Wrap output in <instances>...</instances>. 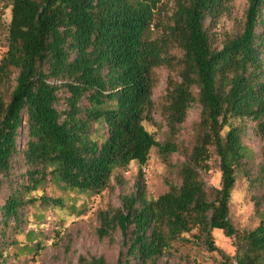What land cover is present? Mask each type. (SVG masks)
Wrapping results in <instances>:
<instances>
[{"label": "trees", "instance_id": "obj_1", "mask_svg": "<svg viewBox=\"0 0 264 264\" xmlns=\"http://www.w3.org/2000/svg\"><path fill=\"white\" fill-rule=\"evenodd\" d=\"M232 1L175 0L161 35L152 38L160 0H10L7 48L0 58V189L3 179L9 187L0 203V264H6L4 233L18 231L26 206L64 205L59 197L31 195L47 177L64 189L98 194L116 168L133 160L145 164L152 147L176 167L178 182L151 198L139 169L121 205L96 212L100 240L113 242L114 233H121L114 264H158L173 242H191L184 234L193 229L223 264H264V220L240 231L229 217L237 177L248 178L253 163L242 142L246 121L264 136V0H247L240 32L217 49L205 22ZM161 66L173 75L159 107L166 125L159 143L142 121L155 108L152 90ZM60 89L68 94L64 109L56 107ZM194 103L199 118L184 145L178 136ZM94 123L105 127L101 139L91 136ZM24 127L27 141L20 150ZM174 153L184 158L178 165L170 161ZM213 154L220 184L207 188L201 172L208 171ZM19 160L27 169L13 185L11 169ZM214 229L235 237L233 256L215 245ZM32 234L22 251L41 247ZM77 264L108 263L85 253Z\"/></svg>", "mask_w": 264, "mask_h": 264}, {"label": "rangeland", "instance_id": "obj_2", "mask_svg": "<svg viewBox=\"0 0 264 264\" xmlns=\"http://www.w3.org/2000/svg\"><path fill=\"white\" fill-rule=\"evenodd\" d=\"M247 0H233L229 9L219 14L214 20L207 19L205 26L209 32L212 46L220 49L222 44L230 37L239 33L244 19ZM10 0H0V58L7 48L6 35L11 15ZM175 9V0H160L154 15L151 27V37L161 35L162 27L170 20ZM264 60V54L262 56ZM172 74L167 67L161 66L155 70V86L152 90V99L155 108L149 118H144L142 123L152 133L157 142L164 140L166 125L160 114L159 107L164 101L165 86L168 76ZM58 109L66 107L65 97L68 95L63 89L58 91ZM85 100L81 101L84 106ZM200 106L197 103L189 108L187 117L182 124L178 140L188 145L192 139L193 123L198 120ZM91 136L101 139L105 134V127L94 123L91 125ZM27 141L25 127L18 138V147L23 149ZM252 153L253 163L248 168L249 177L243 174L237 177L231 193L229 203V217L234 227L240 231L250 230L264 220V173L260 174V167L264 165V136L255 132L253 122L246 121L245 135L242 139ZM183 156L174 153L170 157L173 165L183 161ZM208 171H202L201 176L207 188L218 187L220 184V171L218 159L213 154L208 162ZM27 166L22 160L12 167L10 179L13 185L16 181L24 179ZM139 169L142 172L146 194L156 198L167 190V184L177 183L176 167H170L162 159L156 147H152L145 164L139 165L131 161L124 168H116L110 178L107 188L98 194L80 193L76 190L64 189L61 184H56L47 179L37 189L31 192L32 196L46 195L51 198H61L62 207L41 205L37 201L25 207L20 228L17 232L4 233L7 240L3 248L6 264H77L80 254L90 253L103 257L108 264H114L118 257L121 243V233L116 231L113 242L109 238L99 239L95 234L98 225L96 212L109 205H121L122 194L134 190ZM9 193L7 180L3 179L0 189V203L2 204ZM33 233V242L40 241L41 247L37 251L24 252L23 247L29 242L28 234ZM193 229L190 234H184L191 239L189 243L173 242L172 247L162 256L158 264H223V257L218 252H210L196 240ZM213 241L221 252L228 256L235 253V237H226L220 229L212 232ZM1 239V237H0ZM11 240L15 242L11 243ZM195 241V242H194ZM33 245V244H32Z\"/></svg>", "mask_w": 264, "mask_h": 264}]
</instances>
